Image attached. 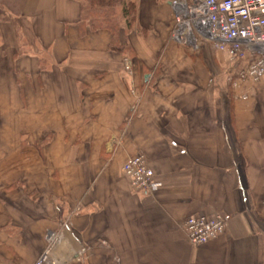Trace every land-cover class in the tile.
I'll return each mask as SVG.
<instances>
[{"label": "crops", "instance_id": "obj_1", "mask_svg": "<svg viewBox=\"0 0 264 264\" xmlns=\"http://www.w3.org/2000/svg\"><path fill=\"white\" fill-rule=\"evenodd\" d=\"M135 1L114 46L84 0H0V264L49 245L55 264H264V78L176 41L172 0ZM136 155L157 191L125 175ZM218 212L192 245L186 219Z\"/></svg>", "mask_w": 264, "mask_h": 264}, {"label": "built area", "instance_id": "obj_2", "mask_svg": "<svg viewBox=\"0 0 264 264\" xmlns=\"http://www.w3.org/2000/svg\"><path fill=\"white\" fill-rule=\"evenodd\" d=\"M173 6L175 40L195 50L203 40L209 41L230 60H247L240 79L264 78V0H173ZM123 171L137 191L155 192L162 186L143 155L130 157ZM231 219L228 212L199 214L188 217L184 226L190 243L199 246L222 234ZM51 249L49 245L34 264H55Z\"/></svg>", "mask_w": 264, "mask_h": 264}, {"label": "trees", "instance_id": "obj_3", "mask_svg": "<svg viewBox=\"0 0 264 264\" xmlns=\"http://www.w3.org/2000/svg\"><path fill=\"white\" fill-rule=\"evenodd\" d=\"M0 15L2 14L0 13ZM135 19V0H84L82 2L80 23L82 28L89 27L91 30L110 29L114 33V46L119 44L117 37L121 30V21L123 20L126 27L129 28ZM17 27L20 31L18 24Z\"/></svg>", "mask_w": 264, "mask_h": 264}, {"label": "rangeland", "instance_id": "obj_4", "mask_svg": "<svg viewBox=\"0 0 264 264\" xmlns=\"http://www.w3.org/2000/svg\"><path fill=\"white\" fill-rule=\"evenodd\" d=\"M188 1H191V0H188ZM182 11H183V8H182ZM122 22V21H121ZM122 24V23H121ZM18 29V28H17ZM18 42H20L19 44H20V46H22L21 48H20V51L21 52H24L25 51V46H23L22 44H21V42H24L25 41V39H24V37H23V34H22V32H20V31H18ZM190 47V46H189ZM187 48V47H186ZM190 49H193L192 47H190ZM213 51H216V48H213ZM217 52V51H216ZM228 55L226 54V56H225V61H227L228 62V60H230L228 57H227ZM231 61V60H230Z\"/></svg>", "mask_w": 264, "mask_h": 264}]
</instances>
